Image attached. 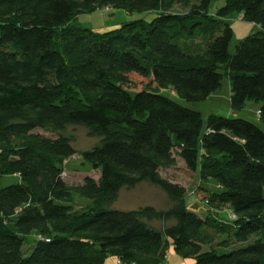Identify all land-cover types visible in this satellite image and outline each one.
<instances>
[{
    "label": "trees",
    "instance_id": "1",
    "mask_svg": "<svg viewBox=\"0 0 264 264\" xmlns=\"http://www.w3.org/2000/svg\"><path fill=\"white\" fill-rule=\"evenodd\" d=\"M214 1L0 0V178L20 180L0 189V264H165L170 247L195 264H264V0H224L210 16ZM105 8L155 18L99 33L72 23ZM234 13L259 31L231 56L223 20ZM225 78L232 111L261 104V128L213 115L204 123L158 93L204 102ZM70 126L98 141L80 158L99 179L77 187L63 175L71 140L36 132ZM177 160L215 183L202 204L226 207L231 223L188 211L186 188L160 175ZM140 183L167 207L116 210L120 191ZM73 193L90 204L74 209ZM218 236L231 252L203 250Z\"/></svg>",
    "mask_w": 264,
    "mask_h": 264
},
{
    "label": "rangeland",
    "instance_id": "2",
    "mask_svg": "<svg viewBox=\"0 0 264 264\" xmlns=\"http://www.w3.org/2000/svg\"><path fill=\"white\" fill-rule=\"evenodd\" d=\"M225 1H214L211 3V6L208 10L209 15H214L216 11L222 6H224ZM190 6V5H189ZM179 7L177 6L172 10V13L177 14H185L189 12L190 7ZM115 12L105 8L100 9L98 12L94 14L80 15L76 17L72 23L77 24L83 29H93L96 32H110L112 29H118L121 27L123 23H132L137 20H145L147 22H151L155 15L150 13L138 14L132 13L128 14V16L123 19H119L118 15H115ZM224 23L228 24L232 31V39L229 42L228 52L232 56L235 53V48L246 36L257 34L259 28L253 24L243 22L241 20V16L234 13L233 15H229L224 18ZM104 22H112L110 27H105ZM201 47V41L197 42ZM186 42L179 41L177 45L181 47ZM188 44V42H187ZM187 47V45H185ZM188 48V47H187ZM158 93L168 99H171L176 104L190 110L198 112L202 115L203 122L207 120L208 116H219L223 118H232V119H242L248 123H252L257 127L261 128L262 124L258 120V113L261 104L255 101L246 102L244 107L238 111H232L230 107V89L228 79H223L220 88L217 92L211 97V99L206 100L204 102L198 103H186L183 100L178 99L171 90H159ZM39 134L44 136L45 138L56 139L59 135H63L69 138L72 142V146L76 152V155L71 157V159L67 160L63 163V175L64 180L69 187H77L82 185L85 177H90L92 179L98 180L99 173L97 171H92L91 168L84 164L82 161L81 154L84 151H89L95 146L98 141L93 138H89L87 134V130L84 127L79 126H70L67 127L63 132L59 134H54L52 132H43L37 130ZM161 178H166L171 182H175L182 187L186 188V196H185V205L187 206L188 211L194 213L197 216H201L203 218L210 217L213 220L217 221H232L236 216L234 214H230L224 206H205L202 204V197H206L215 189V183L211 181H204L198 175V172L192 173L188 171L183 163L180 160H177L176 165L169 169L163 170L161 172ZM19 178L15 177H4L0 178V189L5 188L6 186H12L19 183ZM118 200L114 204V208L116 210L121 211H130L140 209L141 207H153L158 210H163L167 206V197L163 194L158 188L154 186H150L145 183H140L134 189H123L120 191L118 195ZM73 198V207L76 210H80L90 204V202L86 199L80 198L76 193L72 194ZM152 226L155 228H159L160 224L157 222H153ZM222 239H226L224 236H218L215 242L210 247H203L204 251L216 250L219 251L217 253H227L232 250H226L223 248H219V244ZM35 235H29V237L25 238V243L23 247V253L28 255L30 253V249L34 246ZM229 245L231 248L239 247L238 244H232V241L229 239ZM165 264H195L193 259H182L178 255L174 253L172 248H168V253L166 256Z\"/></svg>",
    "mask_w": 264,
    "mask_h": 264
},
{
    "label": "crops",
    "instance_id": "3",
    "mask_svg": "<svg viewBox=\"0 0 264 264\" xmlns=\"http://www.w3.org/2000/svg\"><path fill=\"white\" fill-rule=\"evenodd\" d=\"M115 15H118L120 18L119 19H122V22L124 21L123 19H125L127 16H128V14H126V13H124V12H117V11H115V14L113 15V16H115ZM116 17V16H115ZM112 24V22H104V25H105V27H110V25ZM93 30V29H92ZM175 183V182H174ZM104 264H116V261L113 259V258H109V259H107L105 262H104Z\"/></svg>",
    "mask_w": 264,
    "mask_h": 264
}]
</instances>
